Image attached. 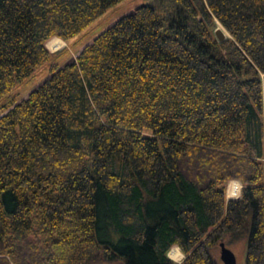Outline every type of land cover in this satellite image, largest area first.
Returning a JSON list of instances; mask_svg holds the SVG:
<instances>
[{
    "label": "trees",
    "instance_id": "trees-1",
    "mask_svg": "<svg viewBox=\"0 0 264 264\" xmlns=\"http://www.w3.org/2000/svg\"><path fill=\"white\" fill-rule=\"evenodd\" d=\"M121 1L0 0V264H264V0H143L61 66Z\"/></svg>",
    "mask_w": 264,
    "mask_h": 264
},
{
    "label": "rangeland",
    "instance_id": "rangeland-1",
    "mask_svg": "<svg viewBox=\"0 0 264 264\" xmlns=\"http://www.w3.org/2000/svg\"><path fill=\"white\" fill-rule=\"evenodd\" d=\"M143 0H122L118 4L108 8L100 17H98L94 22H92L88 27H86L79 35L74 38L63 40L59 37H51L46 41V47L49 49L50 52H59L61 53L60 63L61 66L65 65L66 63H70L75 59L78 52L82 49V46L85 44H90L93 40V36L100 30H104L111 26L116 19L123 16L128 12H132L134 8L141 5ZM222 29L223 27L219 25ZM226 36L230 38L228 32L224 31ZM98 34V33H97ZM52 39L60 40L61 44L56 49H51L47 46V43L52 41ZM47 69L46 66L39 67L33 75L25 82V85L20 89V93L23 95L22 98L27 97L28 91L32 88H35L37 84L42 80V78L46 75ZM229 182L227 183L226 192L227 198H229V191L228 186ZM237 182V181H232ZM239 188L241 189V183L238 181ZM236 183V184H237ZM240 193V190H239ZM240 195V194H239ZM239 197V196H238ZM230 199V198H229ZM224 242L225 246L231 249L236 257V264H245V248H246V235L244 233H240L237 236L231 237L224 236L221 240ZM178 251L181 253L180 259L178 261L173 260L169 255V257L176 263H180L182 259L185 257L184 254L181 252L178 246H175ZM173 246L170 248L173 249ZM169 250V251H170ZM219 245L216 244L213 248L210 249L212 257L219 263L223 264L219 258ZM169 253V252H168Z\"/></svg>",
    "mask_w": 264,
    "mask_h": 264
},
{
    "label": "water",
    "instance_id": "water-1",
    "mask_svg": "<svg viewBox=\"0 0 264 264\" xmlns=\"http://www.w3.org/2000/svg\"><path fill=\"white\" fill-rule=\"evenodd\" d=\"M214 35L219 42H224L228 38L224 33V30L219 25L214 29ZM219 248V258L223 264H236V257L234 252L226 247L224 242H219Z\"/></svg>",
    "mask_w": 264,
    "mask_h": 264
},
{
    "label": "bare ground",
    "instance_id": "bare-ground-1",
    "mask_svg": "<svg viewBox=\"0 0 264 264\" xmlns=\"http://www.w3.org/2000/svg\"><path fill=\"white\" fill-rule=\"evenodd\" d=\"M219 25V24H218ZM224 30V29H223ZM225 31V30H224ZM225 33V32H224ZM227 34V33H225ZM61 42L58 39H52V41L47 43V46L51 49H56L58 47V45H60ZM237 183V182H236ZM235 182H229V186H228V191H229V198L230 199H235L238 198L239 196V184H236ZM168 255L175 261H178L180 259L181 253L178 251V249L176 247H174L173 249H171L168 253Z\"/></svg>",
    "mask_w": 264,
    "mask_h": 264
},
{
    "label": "crops",
    "instance_id": "crops-1",
    "mask_svg": "<svg viewBox=\"0 0 264 264\" xmlns=\"http://www.w3.org/2000/svg\"><path fill=\"white\" fill-rule=\"evenodd\" d=\"M59 46V45H58Z\"/></svg>",
    "mask_w": 264,
    "mask_h": 264
}]
</instances>
